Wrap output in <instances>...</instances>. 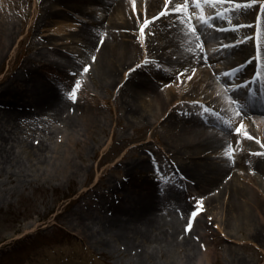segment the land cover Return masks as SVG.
I'll use <instances>...</instances> for the list:
<instances>
[{
  "label": "rangeland",
  "instance_id": "1",
  "mask_svg": "<svg viewBox=\"0 0 264 264\" xmlns=\"http://www.w3.org/2000/svg\"><path fill=\"white\" fill-rule=\"evenodd\" d=\"M91 1L93 2L84 5L83 8L92 10L95 13L101 11L103 13L104 6L111 0ZM250 1L261 6V3L257 0ZM41 3L40 0H0V21L13 23L18 30L16 33L17 38L15 37L16 40L10 48V54L5 59L3 67L6 66L7 60L11 58L14 74H16L20 71L19 68H22L26 55L34 57L35 63L31 62L30 65L39 71L43 69L40 68V61L51 64V69L47 66L42 71L41 82L46 86L59 87L64 90L71 101L83 103L81 105H86L91 111H95V116H93L94 130L89 132L84 127H78V133H73L72 130H68L60 124L59 126L56 123L41 124L37 121L24 123L17 128L14 133L15 153L12 167L3 165L4 169L2 173L0 172V264H43L40 261L49 251L51 253L61 252L64 248H69L73 254L79 253L78 260H80L82 252L78 251L77 243L79 240L71 230L73 227L72 217L74 216L68 212L83 207L82 213L87 215L86 221L92 224L93 228H102V222L99 224L96 222L97 220L92 219L101 214L95 212L91 205L105 197L113 198L117 203L118 193L115 190L108 191L104 183L109 182L112 184L121 181L120 178L124 175L122 164L134 158H137L140 162H145V166L149 168V171L143 179L150 185L156 186L157 191L159 190L162 194H168V197H170V194H174V196H179L181 199H186L190 193H194L187 180L174 178V172L170 171L175 159L171 145H173V140L175 144L178 143L174 138V124L171 123L169 126L167 121L161 123L165 111L159 109L155 112L156 104H162L164 107L168 104L166 99L169 97H173V101L177 100L178 103L184 100L188 102V111L179 110L184 111L181 116L190 121L198 118L194 111L202 108L228 113L231 117L232 115L243 117L241 120L240 118L237 119V124L229 119L230 125L226 126L227 129L215 124L206 125L205 128L231 140L229 148L222 152V156L228 157L230 161L234 162L240 160L243 151H246L252 155L251 160H248L251 165L254 163L264 167V146L260 144L262 140L258 136L259 128L250 118L251 115L240 114L242 108L246 111L249 109L238 102L245 90H239L235 85L246 77L240 74L229 77L227 74L241 68L239 61L242 58L238 59L232 67H228L229 69H223L219 62L220 53L225 52L221 47L230 46L233 47V51L240 47L245 53L244 57L260 55L263 62L259 61V63L264 73V7L260 11L253 4L247 8L243 5L239 12H235L232 10L235 8L233 4L242 3L241 0H201L200 4L195 3L194 0H189L184 5L185 11L177 13L169 10L166 13L175 16L181 14L180 16L187 18L191 13L192 19L189 20L191 25L194 24L197 28H202L203 32L207 30L209 32L218 31V33L221 30L225 31L217 38L218 45L221 48L220 52L212 50L210 45L203 47L205 53L211 57L213 67L216 73H219V78L225 82V84L217 82L218 87L223 90L236 91L237 100L230 101L228 99L226 106L221 107L219 102L224 101V98L220 94L225 91L216 89L215 84L201 83L203 76H201L199 68L189 66L183 72L172 73L176 70L168 66V63L163 64L156 60V57H160L158 54H161V51L159 50V43L152 40L157 27L153 24L156 19L163 20L164 15H160V13L165 8L166 0H160V4L154 11H149L150 8L144 0H124V12L119 17L113 15L114 18H111V20L131 19L135 23L134 28L127 31H129V38L133 40L136 54H139V56L128 62V66L133 64L135 60L139 61L140 57L145 55L144 47H142L145 41L150 51L149 63L152 64L147 65L141 73L137 69L136 73L140 77L141 75L147 76L145 80L151 84L154 82L162 83L167 79L169 84H166L168 85L166 87L170 89L174 87V90L180 91L177 97L173 94L167 95L163 91L164 94L161 95L158 103L142 107L139 99H137L135 105L131 106L127 103L125 95L122 97L121 89L129 91L126 87L127 82L124 83V80L121 79L122 82L120 81L121 84L118 86L121 87L120 89H104L100 86L98 77L94 72L95 69L89 70L91 67L90 59L85 55L80 56L78 45L66 44L60 46V48H67V51H56L53 49V45L47 42V39L33 34L34 30L28 29L31 22L34 21V10ZM248 10H254V13L250 12V19H252L250 21L243 18L244 11L247 12ZM255 12H257L256 17ZM65 15L66 20L61 19L65 17L52 19L49 24L41 28L40 34L42 36L50 35L53 38L52 34H66L74 28L77 29L78 25L86 23V20L90 23L89 18L82 17L81 12H78V10L68 12ZM204 15L207 16L206 23L202 19ZM108 17L103 20L104 25L108 22ZM153 17H156V19H152ZM145 19L150 21L146 26L144 25ZM243 19L246 22L242 23ZM59 25H62L63 28L72 25L74 27H66L63 32L56 34L54 30ZM142 26L144 27L143 32H141ZM240 26L243 27L241 32L238 30ZM44 29H47V31L44 32ZM145 29L148 31V38L145 36ZM58 38L62 40V36H58ZM51 41L56 42L52 39ZM17 46H19L18 49ZM69 50L78 52V54L71 55L68 52ZM171 56H175V61L180 63L181 58L177 56V53ZM86 65L90 66L88 71H84ZM128 71H130L129 68L124 73L126 74ZM24 74L26 75L25 72ZM64 78H67L69 84H64ZM77 82L80 84L79 88H76ZM40 84V82L37 83V85ZM200 87V90H196ZM163 89L164 86L161 84L160 90ZM205 92L209 94L206 96L204 95ZM73 96H75V99H73ZM146 99L148 100L149 97L146 96ZM234 102L238 103V108H236ZM126 107H128V110H126ZM78 108L80 107L78 106ZM27 109H29V106ZM144 113H147V117L144 116L146 118L142 119ZM76 114V117L81 116L82 110H77ZM255 116L264 117V113ZM172 117L174 119L178 118L176 115ZM116 118L120 119L119 123L116 122ZM198 119L201 121L200 123L197 120L200 124H204V120L200 117ZM155 121L157 123H154ZM240 124H244L245 129L242 128L240 132H237L236 129L241 126ZM110 134H115L117 139L110 140ZM122 137H128L129 139L123 141ZM241 137H245L244 140ZM149 138L151 143L147 145L149 149L146 150V154H143L140 148L131 147ZM64 139L78 142L76 148L82 155L80 158L74 161L73 158L67 157H73L77 154L73 151L75 148L72 144L69 145L70 152L63 153L62 149H68L67 146H63L67 140L61 142ZM41 143L50 145L59 152L50 153L47 148L40 150ZM233 146H236L235 151H232ZM165 149L169 150V153L164 151ZM242 149L245 150L242 151ZM36 152L46 154V160L38 157ZM55 156H57V159H54ZM163 160L167 161L168 167ZM76 167L79 168L77 173ZM14 169L18 171L10 176L9 171ZM70 170L77 175L75 174L74 179L67 181L66 175ZM101 174L103 176L100 178L99 183L93 187L91 193L84 196L86 197L85 200H81V197L78 198L79 193L87 186L94 184L95 177ZM238 183L249 188V182L244 181L242 178L238 179ZM262 186L264 187L263 184ZM226 201L227 198H224L218 202L210 203L202 196H198L195 204L188 206L187 218L189 221L184 220L182 222L184 228L191 230L188 231V236L192 241V243L189 242L190 248L185 244L173 246H166V244L161 247L160 252L155 254L150 264H232L237 261H242L243 264H264V221H261L263 225L259 227V231L256 233L257 236H252L249 231V218L236 219L231 214L227 217ZM260 201L264 204V200ZM62 210L65 212L60 213ZM193 211L196 212L194 217L192 215ZM250 211H253L256 215L252 207ZM64 216H66V219H63ZM254 220L256 221L255 218ZM26 225L32 226L25 228ZM188 225H191V228ZM90 244L92 248L89 251L92 253L93 250L95 254L92 253L93 255L89 257L93 259V264H97V262L99 264L133 263L129 260L130 254L122 253L118 256L113 252L111 255L105 252L98 254V249L103 248L104 244L97 243L94 240Z\"/></svg>",
  "mask_w": 264,
  "mask_h": 264
},
{
  "label": "bare ground",
  "instance_id": "2",
  "mask_svg": "<svg viewBox=\"0 0 264 264\" xmlns=\"http://www.w3.org/2000/svg\"><path fill=\"white\" fill-rule=\"evenodd\" d=\"M123 1L124 0L108 1L109 3L104 6L103 13L102 11L95 13L92 12V10L83 8L84 5H89L93 2L91 0H40L42 3L34 10V21L31 22L28 29L31 31L34 30L33 34L47 39V42L53 45V49L56 51H67V48H60V46L66 44L78 45L79 52L81 53L80 56L85 55L90 59L91 67L89 70L92 68L95 69L94 72L98 77L100 86L104 87V89L111 88L115 90L116 88H121L118 87L122 82L121 79L124 80V83L127 82L126 87L129 91L121 89L122 97L125 95L127 103L131 106L135 105L137 99H139L142 107H144V105L149 106L151 104H156L159 102L161 95L164 94L163 91H165L167 95L173 94L177 97L180 91L174 90V87L171 89L166 87L168 86L166 84H169L167 79L162 83L154 82L151 84L145 80L147 76L141 75L140 77V75L136 73L137 69H139L141 73L147 65L152 64L149 63L148 57L150 51L145 41L142 46L144 47L145 55H142L139 61L135 60L133 64L128 66V62L139 56V54H136L137 51L135 50L133 40L129 38V31H127L133 29L135 23H133L131 19L122 21L111 20L114 16L119 17V15L124 12ZM144 1L147 2L150 8L149 11H154L160 4V0ZM241 1L242 3H234L233 5H235V8L232 10L239 12L243 5L247 8L251 7L252 4L260 11L262 10L261 8L264 7V0H257V2L261 3V6L254 4L255 2H251L250 0ZM77 10L81 12L82 17L89 18L90 23L86 20V23L78 25L77 29L74 28L66 34L61 32H63L66 27H74V25L66 26L65 28L59 25L54 32H56V34H61H52L53 38H51L50 35L42 36L40 34L42 31L41 28L49 24L52 19L56 17H65L61 19L66 20L67 17L65 14ZM250 12L254 13V10L244 11L243 13V18H245L246 21L252 20L250 19ZM177 15L179 16L166 14L163 16V20L156 19L153 24L157 27L154 31V39L152 40L159 43V50L161 51V54H158L160 57H156V60L163 64L168 63V66L176 70L172 73L179 71L183 72L189 66H196L200 69L201 76H203L201 83H212L215 84L214 87L216 89L223 90L218 87L217 82H221L222 84H225V82L219 78V73H216L211 57L205 53L203 47L210 45L212 46V50H216V52H220L221 48L225 50L224 53H220L219 55V62L223 69H229L228 67H232L240 58L242 59L239 63L247 61V58L244 57V51L240 47L234 49V51L233 47L230 46H223L220 48L217 38L221 36V34H224L225 31L221 30V32L218 33V31L209 32L207 30L203 32L202 28L198 27L197 34L200 36V39L204 41L201 47L196 36L191 33V22L189 19L180 16L181 14ZM256 15L257 12H255V17ZM107 16H109L108 22L104 25L103 20H105ZM95 18H97V20H95ZM243 20L242 23L246 22ZM238 30L241 32L243 27L240 26ZM45 31H47V29H44V32ZM17 32L18 30L15 24L0 21L1 173L4 169L3 165H8L10 168L12 167L15 153L13 143L14 133L17 128L24 123H32L35 121L41 124L56 123L58 126L60 124L68 130H72L73 133H78V127H84L85 130L89 132L94 130L93 116H95V111H91L86 105H81L83 103L71 101L64 93V90L59 87L54 85L46 86L41 82L42 71L47 66L51 69V64L40 61V68L43 69L39 71L30 65L31 62L35 63L34 57L26 55L22 68L20 67V71L16 74H14L11 58L7 60L6 66L3 67L5 59L10 54V48H12V44L17 38ZM58 36H62V40H60ZM145 36L148 38L147 29H145ZM51 39L56 42L51 41ZM18 48L19 46H17V49ZM68 52L71 55L78 54V52L70 50ZM176 53L177 56L181 58L180 63L179 61H175V56H171L176 55ZM93 57H95V59H93ZM128 68L130 71L125 74L124 72ZM246 71H248L246 70V66H242L239 70L227 74L230 77L234 76L237 72L241 74ZM60 73H62V71H60ZM67 78H64V84H69L67 83ZM38 82L41 84L37 85ZM161 84L164 86L163 90H160ZM248 87H250V85L244 86L243 89H247ZM200 89L201 87L196 90ZM239 90H242V88ZM223 91L225 92L220 95L224 98V101L219 102V106L225 107L228 99L230 101L234 99L237 100L236 91L227 89ZM207 94L209 93H204L206 96ZM146 96L149 97L148 100ZM166 101H168V104L164 107L162 104H156L155 112L159 109L160 111H165L163 113L165 116L161 118V123L167 121L169 126L171 123L174 124V138H176L178 143L175 144L173 140V145H171L175 159L173 165L171 164L170 171L174 172V175L172 174L174 178L178 177L180 180L181 178L182 180H187L189 186H192L194 193H190L186 199H181L179 196H174V194H170V197H168V194H162L159 190L157 191V188H155L156 186L150 185V183L143 179L149 171V168L145 166V162H140L137 158L126 161L122 164L124 175L120 178L121 181L119 180V182L112 184L109 182L104 183L108 191L115 190L118 193L117 203H115L113 198L110 199L105 197L97 200L91 205L95 212L101 214L92 219L97 220L96 222L99 224L102 222V228H93L94 226L86 221L87 215L82 213L83 207H78L68 212L74 216L72 217L73 227L71 230L75 234L74 236L79 240L77 243L79 247L78 251L82 252L80 260H78L79 253L76 252L73 254L69 248H64L61 252L55 251L51 253V251H49L45 257L41 259L40 263L93 264V259L89 257L92 256L94 252L92 250V254L89 249L92 248L90 247V243L94 240L97 243L104 244L103 248L98 249V254L105 252L111 255L113 252L118 256L122 253H127L131 255L129 260L133 262L132 264H150L155 254L161 251L162 246L166 244V246L185 244V246L189 247V242L192 243L191 238L188 236V231L191 230L184 228L182 222L184 220L189 221L187 218L188 209L195 204L198 196H202L203 199H207L210 203L227 198V217L231 214V216H235L236 219L249 218V231L252 236H257L256 233L259 231V227L263 225L261 221H264V208H262L264 204L260 201L264 200V187L262 186V184L264 185V167L255 165L254 163L251 165L248 160H251L252 155L243 151L245 149H242V158L234 162L230 161L228 157L222 156V152H224L226 148H229V144H231V140L228 137L215 134L212 130L205 128V124H200L201 121L198 118L200 117L203 119L204 114L198 115V118L195 120L193 119V121L182 117L181 114L189 109L188 102H185V100L178 103L177 100L173 101V97H169ZM180 104L182 105L180 106ZM234 104H236V108L239 107L238 103L234 102ZM28 106L29 109H27ZM78 106L80 108L77 109ZM179 109H183L184 111H180ZM77 110H82L81 116H75L77 115ZM126 110H128V107H126ZM249 110L251 111L248 112V115H251L250 118H252L260 131L258 135L262 140L260 144L264 146V117L255 116L264 111L261 112L257 110L255 106H252ZM199 113H202V111H199ZM240 113L245 115L244 109H242ZM221 114L224 117L219 118L215 115L216 118L224 120L230 116L228 113ZM224 114H227V117ZM174 115L178 116V118L174 119L172 117ZM144 116L147 117V113H144L142 119L146 118ZM230 118L235 121L236 124L238 122L237 119H243V117L234 115ZM197 120H199L200 123ZM223 120L218 121L228 126L225 120ZM116 122L119 123L120 119L116 118ZM246 122L248 123V121ZM154 123H157V121ZM204 123L210 124L211 122L204 121ZM244 124L243 128L245 129ZM244 138L245 137H241L242 140H244ZM109 139L114 141L117 137L115 134H110ZM128 139V137H122L123 141ZM66 140L67 139H64V141L61 142H66ZM149 141L150 138L140 144H134L131 147L140 148L142 149V153L146 154V150L149 149L147 145L151 143ZM77 143V141L71 142L67 140L63 146H67L68 149H62L64 154L68 153L70 152L69 145L72 144L75 148L73 151L77 154L73 155V157H67L73 158L74 161L82 156L78 148H76ZM46 148L50 153L59 152L57 149L50 147V145L41 143L40 150H45ZM232 148L236 150V146ZM164 151L169 153V150L165 149ZM36 155L46 160L47 155L43 154V152H36ZM68 158L67 160H69ZM54 159H57V156H55ZM165 162V165L168 167L169 164L167 161ZM17 171L16 169L9 171L10 176H13ZM78 171L79 168L76 169V173ZM76 173L71 170L67 172V181L71 180L73 176H76ZM102 176L103 174L97 175L94 179L95 183L83 189L79 193L78 198L81 197V200H85L86 197L84 196L93 191V187L97 186ZM239 178L249 182L248 187L250 189L238 183ZM250 206L255 211L256 215H254L253 211H250ZM63 212L65 211L62 210L60 213ZM63 219H66V216H64ZM27 226L32 225H26L25 228ZM94 250L96 251V249ZM97 264L99 263L97 262ZM235 264H243V262L237 261Z\"/></svg>",
  "mask_w": 264,
  "mask_h": 264
},
{
  "label": "snow or ice",
  "instance_id": "3",
  "mask_svg": "<svg viewBox=\"0 0 264 264\" xmlns=\"http://www.w3.org/2000/svg\"><path fill=\"white\" fill-rule=\"evenodd\" d=\"M188 2H189V0H179V2H178V0H166L165 8L161 11L160 15H165L169 10H171L173 12H177V13L182 12V11H185L184 5L186 3H188ZM194 2L197 3V4H200L201 3V0H194ZM188 18H189V20L192 19L191 13H189V17ZM152 19H156V17H153ZM202 19H203V21L205 23L207 22V16L206 15H204L202 17ZM149 23H150V21L147 20V19H145L144 25L146 26ZM190 30H191V33L196 36V39L200 42V45L202 47L203 44H204V41L201 40L200 39V36L197 34L198 33L197 26L194 25V24L190 25ZM143 31H144V27L142 26L141 27V32H143ZM93 59H95V57H93ZM89 67L90 66H87L86 65L84 67V71H88V68ZM79 87H80V84L77 82L76 88H79ZM73 99H75V96H73ZM242 128H243V125H241L240 127H238L236 129V131L237 132H240L242 130ZM245 135H247V133H245ZM232 151H235V149H232ZM192 215L194 217L196 215V212L193 211ZM188 227L191 228V225H188Z\"/></svg>",
  "mask_w": 264,
  "mask_h": 264
}]
</instances>
